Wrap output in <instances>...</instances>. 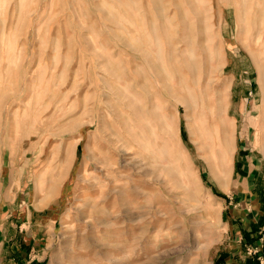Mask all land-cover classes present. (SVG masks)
Listing matches in <instances>:
<instances>
[{"label": "rangeland", "instance_id": "1", "mask_svg": "<svg viewBox=\"0 0 264 264\" xmlns=\"http://www.w3.org/2000/svg\"><path fill=\"white\" fill-rule=\"evenodd\" d=\"M263 51L264 0H0V264H223Z\"/></svg>", "mask_w": 264, "mask_h": 264}, {"label": "crops", "instance_id": "2", "mask_svg": "<svg viewBox=\"0 0 264 264\" xmlns=\"http://www.w3.org/2000/svg\"><path fill=\"white\" fill-rule=\"evenodd\" d=\"M244 158L243 163H240V169L246 174V179H253L256 176V171L251 170L254 165L249 166L246 163L247 156ZM250 173H252L251 176ZM244 188L245 186H242L241 191L236 193L235 204L229 209L230 216L226 226L230 230V239H234V243L224 248L223 264H253L254 259L247 257L244 250L247 246L258 245V236L264 226V187H252L251 190L243 191ZM20 240L21 238L18 241Z\"/></svg>", "mask_w": 264, "mask_h": 264}, {"label": "bare ground", "instance_id": "3", "mask_svg": "<svg viewBox=\"0 0 264 264\" xmlns=\"http://www.w3.org/2000/svg\"><path fill=\"white\" fill-rule=\"evenodd\" d=\"M191 5V4H190ZM197 5V4H196ZM202 5V4H201ZM245 5V4H244ZM243 5V6H244ZM176 6V5H175ZM189 6V5H188ZM246 6V5H245ZM250 6V5H249ZM194 8V7H193ZM198 8V7H197ZM243 8H245V7H243ZM195 11V10H194ZM174 14V13H173ZM243 15H246V13L245 14H243ZM253 15V14H252ZM200 16V15H199ZM255 17V16H254ZM200 18V17H199ZM244 18V17H243ZM165 19V18H164ZM173 21V20H172ZM165 23V22H164ZM171 23V22H170ZM199 24V23H198ZM201 24V23H200ZM203 24V23H202ZM261 24V23H260ZM204 25V24H203ZM199 26V25H198ZM261 26V25H260ZM161 29H162V27H160ZM171 28V27H170ZM200 28V27H199ZM199 30V29H198ZM209 30V29H208ZM251 30V34H250V36H249V40H250V43L253 45V46H257V45H259V43H260V40H261V37H262V32L259 30V31H257L256 29H254V28H252V29H250ZM153 31V33H154V35H156L155 33H156V31L154 32V29L152 30ZM166 31V30H165ZM164 31V32H165ZM164 32H163V34H164ZM166 34V33H165ZM154 37V36H153ZM164 37H167V35L165 36L164 35ZM209 37V36H208ZM156 38H157V36H156ZM187 39V41H188V38H186ZM185 39V40H186ZM186 41V42H187ZM262 47V46H261ZM257 48V47H256ZM264 52V51H263ZM175 54V53H174ZM184 61V60H183ZM132 96V95H131ZM128 97V96H127ZM122 98H124V97H122ZM133 98V97H132ZM125 99V98H124ZM128 99H129V97H128ZM122 100V99H121ZM133 101L135 100V101H137L135 98L134 99H132ZM120 102V101H119ZM126 103H127V101H126ZM132 103H134L135 104V102H132ZM131 103V104H132ZM137 103H139L140 104V102L138 101ZM129 104H130V102H129ZM136 105V104H135ZM131 106V105H130ZM136 107V106H135ZM139 107V106H138ZM131 107H129V109H130ZM113 109V108H112ZM128 109V110H129ZM114 110V109H113ZM135 110V109H134ZM129 111H131V109L129 110ZM138 111V110H137ZM137 111H136V113H134V115H136L137 114ZM140 111V110H139ZM114 112H116L115 110H114ZM133 113V112H132ZM144 113V112H143ZM142 113V114H143ZM117 114V113H116ZM137 115H139V113L137 114ZM141 116V115H140ZM140 116H137V118L138 117H140ZM136 117V116H135ZM128 119V118H127ZM134 119V118H133ZM129 120V119H128ZM140 120V119H139ZM138 120V121H139ZM136 122V121H135ZM123 124H125V122L123 121ZM131 124V123H130ZM140 124H141V121H140ZM143 124V123H142ZM141 124V125H142ZM146 125V124H145ZM125 126V125H124ZM143 126V125H142ZM144 127V126H143ZM124 128V127H123ZM126 128V127H125ZM129 128V127H128ZM128 128H126V129H128ZM145 128V127H144ZM230 128V127H229ZM124 130V129H123ZM134 134V133H133ZM225 134V133H224ZM139 135V134H138ZM225 137H226V135H225ZM110 139V138H109ZM137 139V138H136ZM138 139H139V137H138ZM137 139V140H138ZM111 140V139H110ZM137 140H136V142H137ZM115 143V142H114ZM140 143V142H139ZM137 144V143H136ZM140 145V144H139ZM141 146H142V144H141ZM230 146V145H229ZM230 148V147H229ZM214 157H217L218 159H223L224 160V162H226L227 163V161H228V158H229V150H228V142H227V138H224V140L222 141V147L220 148V150L216 153L215 152V156ZM224 162H222V164L223 165H225V163ZM230 162V161H229ZM223 168V167H222ZM224 169V168H223ZM231 169V168H230ZM184 249H183V251L185 250V249H187V247H183ZM202 262L203 261H201L199 264H202Z\"/></svg>", "mask_w": 264, "mask_h": 264}, {"label": "built area", "instance_id": "4", "mask_svg": "<svg viewBox=\"0 0 264 264\" xmlns=\"http://www.w3.org/2000/svg\"><path fill=\"white\" fill-rule=\"evenodd\" d=\"M261 251H264V227L259 233L258 245L245 247V255L256 260V264H264V256H260Z\"/></svg>", "mask_w": 264, "mask_h": 264}, {"label": "trees", "instance_id": "5", "mask_svg": "<svg viewBox=\"0 0 264 264\" xmlns=\"http://www.w3.org/2000/svg\"><path fill=\"white\" fill-rule=\"evenodd\" d=\"M253 264H256L255 261L253 262Z\"/></svg>", "mask_w": 264, "mask_h": 264}]
</instances>
